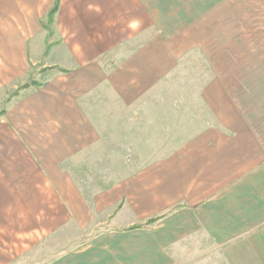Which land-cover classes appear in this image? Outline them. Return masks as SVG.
<instances>
[{"label": "crops", "instance_id": "crops-1", "mask_svg": "<svg viewBox=\"0 0 264 264\" xmlns=\"http://www.w3.org/2000/svg\"><path fill=\"white\" fill-rule=\"evenodd\" d=\"M1 1L0 224L78 231L70 239L103 224L101 233L150 230L152 240L161 231L167 245L186 240L188 257L197 234L211 241L198 252L216 256L197 264H264V55L215 56L197 128L129 179H95L125 158L128 106L169 75L173 53L148 26L132 54H104L127 38L137 0H59L47 29L55 0L44 11Z\"/></svg>", "mask_w": 264, "mask_h": 264}, {"label": "rangeland", "instance_id": "rangeland-1", "mask_svg": "<svg viewBox=\"0 0 264 264\" xmlns=\"http://www.w3.org/2000/svg\"><path fill=\"white\" fill-rule=\"evenodd\" d=\"M26 1L43 3V11L48 5V0ZM1 4L0 0V8ZM126 18L127 38L117 47L106 49L105 55L132 54L136 49L133 46L140 43L139 28L150 26L161 44L171 50L161 52L173 53L174 64L157 89L143 98L142 105L128 106L125 158L112 160L109 177H95L111 182L124 176L129 179L136 167L150 161L152 151H169L181 143L185 133L197 128L204 117L198 93L213 75L215 56L264 55V0H137L136 11L128 10ZM51 22L48 19L43 27L47 29ZM36 67L41 64L32 67L33 73ZM124 164L126 168L122 169ZM261 225L254 226L257 229ZM105 229L111 228L98 225L91 235L70 239L78 231L25 233L22 224H0V264H197L213 263L216 258L198 252L209 249L211 241L197 234L188 241V257L182 254L186 240L185 246L174 239L167 245L169 238L162 239L166 233L161 231H155L158 240H152L150 230L101 233ZM173 242L179 246L174 247Z\"/></svg>", "mask_w": 264, "mask_h": 264}, {"label": "trees", "instance_id": "trees-1", "mask_svg": "<svg viewBox=\"0 0 264 264\" xmlns=\"http://www.w3.org/2000/svg\"><path fill=\"white\" fill-rule=\"evenodd\" d=\"M58 6H59V0H55V1H54V5H53V7L50 9V11H49V13H48V19H49V21L52 20L53 15H54V14L56 13V11L58 10ZM27 86H29V84H26V85L20 86V87L18 88V90L15 91V92H13V93H11L10 96H13V95L17 94V93L19 92V90H21V89H23V88H25V87H27ZM158 218H159V217H157V218H153V219H150L149 222H148V224L157 221ZM142 227H144V224H136V225H132V226H130V227L124 229V230H132V229L142 228Z\"/></svg>", "mask_w": 264, "mask_h": 264}]
</instances>
